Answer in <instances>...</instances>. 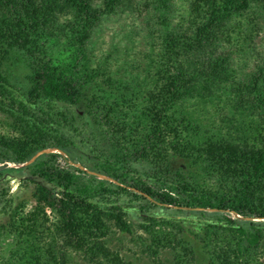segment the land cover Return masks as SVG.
<instances>
[{"label": "trees", "instance_id": "trees-1", "mask_svg": "<svg viewBox=\"0 0 264 264\" xmlns=\"http://www.w3.org/2000/svg\"><path fill=\"white\" fill-rule=\"evenodd\" d=\"M128 18L142 59L96 58ZM263 33L264 0H0V243L135 264L120 233L153 264H264Z\"/></svg>", "mask_w": 264, "mask_h": 264}, {"label": "rangeland", "instance_id": "rangeland-1", "mask_svg": "<svg viewBox=\"0 0 264 264\" xmlns=\"http://www.w3.org/2000/svg\"><path fill=\"white\" fill-rule=\"evenodd\" d=\"M139 19L134 21L132 19H125L123 21H113L111 23H108L104 26L103 30L94 38L93 42V53L95 54L96 58L103 56L105 53H108L113 46H118L122 54L120 55L121 62H124L125 60L130 61L134 59V56L139 54L138 61L141 60V52H143L144 45H142V38L139 36L134 35L135 43L134 45L127 43V40L125 38V34L130 32V30H134L136 27L140 26ZM264 33L262 38L260 39V50L264 49ZM263 40V41H262ZM127 46L131 48L132 51H126ZM126 47V48H125ZM133 48V49H132ZM129 52V53H128ZM131 54V57H126V54ZM133 56V57H132ZM252 68V67H251ZM12 71L17 76V79L21 80L25 77V74L27 73V70L23 68L22 65L17 66L12 69ZM4 121L5 118L0 115V130L5 131L8 129L4 128ZM65 156V155H63ZM62 164H65V162L62 160ZM71 163V162H70ZM18 168V166H15L11 163H1L0 162V170L1 171H7L8 168ZM10 186L12 187L11 192H17L22 200H27L28 202V210L34 206V200L32 197L34 186L28 185L26 187L21 186L16 181H12L10 183ZM141 234V233H138ZM111 247L115 250H119L121 254L128 260L132 261L135 264H153L151 259L147 254L143 253V248L140 245L138 241H133L131 236L128 235H122L120 233H116L111 238ZM14 246L12 240L6 239L3 242L0 243V264H20L19 263V256H14L12 254V251H14ZM69 264H88L87 261H85L82 256L77 254H71L70 256V262Z\"/></svg>", "mask_w": 264, "mask_h": 264}, {"label": "water", "instance_id": "water-1", "mask_svg": "<svg viewBox=\"0 0 264 264\" xmlns=\"http://www.w3.org/2000/svg\"><path fill=\"white\" fill-rule=\"evenodd\" d=\"M53 152H56V150L43 151V152L39 153L38 155H41L43 153H53Z\"/></svg>", "mask_w": 264, "mask_h": 264}]
</instances>
